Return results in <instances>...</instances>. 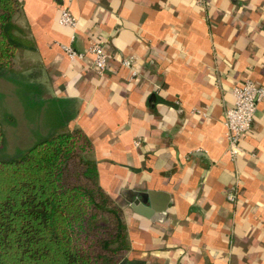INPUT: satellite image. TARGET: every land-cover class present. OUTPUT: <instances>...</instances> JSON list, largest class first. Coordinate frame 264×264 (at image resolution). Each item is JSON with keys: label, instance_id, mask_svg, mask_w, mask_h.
Masks as SVG:
<instances>
[{"label": "crops", "instance_id": "obj_1", "mask_svg": "<svg viewBox=\"0 0 264 264\" xmlns=\"http://www.w3.org/2000/svg\"><path fill=\"white\" fill-rule=\"evenodd\" d=\"M19 1L0 115L34 142L87 135L99 184L125 212L120 264H264V102L235 162L224 126L233 89L264 86V0ZM65 9L75 29L60 24ZM96 42L111 54L103 74ZM129 193L158 194L166 210L139 215Z\"/></svg>", "mask_w": 264, "mask_h": 264}, {"label": "trees", "instance_id": "obj_2", "mask_svg": "<svg viewBox=\"0 0 264 264\" xmlns=\"http://www.w3.org/2000/svg\"><path fill=\"white\" fill-rule=\"evenodd\" d=\"M19 0H0V74L18 49ZM5 135L0 124V152ZM81 130L0 159V264H120L130 248L125 212L99 184Z\"/></svg>", "mask_w": 264, "mask_h": 264}, {"label": "built area", "instance_id": "obj_3", "mask_svg": "<svg viewBox=\"0 0 264 264\" xmlns=\"http://www.w3.org/2000/svg\"><path fill=\"white\" fill-rule=\"evenodd\" d=\"M63 26L75 29L78 25L77 19L67 9L63 10L59 20ZM71 60L83 59L84 53L76 51L71 46H62ZM94 56L95 70L103 74L109 66L111 54L108 48L101 42H96L89 50ZM135 60L133 58H123L121 65L132 70L134 76ZM235 103L225 111L224 126L226 129V138L228 142L227 152L231 159L235 162L243 154L241 145L242 137L252 131L254 119L259 105L264 102V86L247 79L240 86L233 89ZM228 199L235 200V196L231 194Z\"/></svg>", "mask_w": 264, "mask_h": 264}, {"label": "rangeland", "instance_id": "obj_4", "mask_svg": "<svg viewBox=\"0 0 264 264\" xmlns=\"http://www.w3.org/2000/svg\"><path fill=\"white\" fill-rule=\"evenodd\" d=\"M0 123L5 134V147L0 152V159L9 160L21 157L25 152L40 143L33 140L23 139L22 137L13 136V131L10 129L6 120L5 114L0 115Z\"/></svg>", "mask_w": 264, "mask_h": 264}, {"label": "water", "instance_id": "obj_5", "mask_svg": "<svg viewBox=\"0 0 264 264\" xmlns=\"http://www.w3.org/2000/svg\"><path fill=\"white\" fill-rule=\"evenodd\" d=\"M126 200L130 203L131 208L139 215L147 218H152L156 213H163L166 210V206L158 207L156 198L159 196L155 193L134 195H124Z\"/></svg>", "mask_w": 264, "mask_h": 264}]
</instances>
